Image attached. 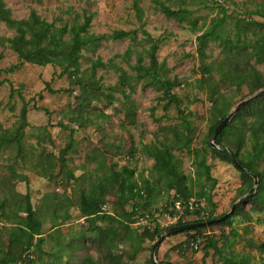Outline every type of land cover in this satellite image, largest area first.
<instances>
[{
  "label": "rangeland",
  "instance_id": "obj_1",
  "mask_svg": "<svg viewBox=\"0 0 264 264\" xmlns=\"http://www.w3.org/2000/svg\"><path fill=\"white\" fill-rule=\"evenodd\" d=\"M3 1L16 19L26 18L34 10L60 27L81 22L84 14H91L90 33L109 35L120 29L136 33L135 39L106 38L95 50H82L75 74L71 70L63 72L54 64L27 62L9 71L18 59L7 42L0 43V81H7L0 84V201H10L14 192L28 191L33 215L42 219V236L46 239L40 245L41 253L33 248L23 251L26 260L16 264H104L105 250L96 242L97 235L88 229L89 221L79 213V196L102 181L105 196L101 210L114 216L131 211L132 200L121 205L117 182L110 178L125 165L134 170L132 180L138 186L143 187L144 181H148L153 188L149 205H145L146 191L140 198L142 208L149 210L152 218L150 225H176L165 215L170 207L166 200V177L153 168L155 160L146 154V146L168 147L187 183H192L194 194L211 184L204 175L203 164L208 167L215 186L209 193L210 202L204 199L213 216L228 212L234 202L249 192L253 181L250 187L244 184L241 171L233 162L221 160L213 153L209 129L218 119L219 106L228 104L231 111L257 90L251 92L245 84L227 86L220 78L219 67L233 66L234 58L225 57L218 41L207 42L205 59L198 56L196 47L197 36L216 18H224L219 29L222 35L230 37L237 31L238 19L264 22V17L251 13L262 11L264 0H159L171 8L189 10L182 21L166 17L155 8L153 0ZM135 1L141 7V20L133 8ZM254 29L257 26L250 24L248 38L255 39ZM144 31L157 45L160 79H176L170 94L164 93L160 81L142 86L148 77H139L136 65L139 58L144 66L149 65L147 49L151 44ZM14 33V29L0 22V37ZM98 59L101 65L96 64ZM205 63L212 65L211 78L202 75ZM237 64L244 68L253 66L264 74V64L253 58L245 61L241 56ZM202 76L206 80L201 82ZM213 84L218 93H210ZM12 88L18 91L12 92ZM24 104L27 122L21 131L20 147L3 138L13 135L20 126ZM174 129L190 137L188 146L176 139ZM222 143L234 151L228 142ZM63 149L65 167L60 161ZM263 165L264 160L259 162L258 169ZM250 197L251 194L237 205L239 211L227 217V223L216 222L199 233L181 231L164 237L156 260L163 264H202V247L208 235L217 241L224 255L235 258L246 254L250 264H263L264 254L253 244L264 240V209H254ZM69 204L70 217L62 221L57 215H62ZM5 209L10 213V206ZM196 217L185 214L180 219L189 222ZM56 220L58 225L52 228ZM136 222H128L135 233L130 235L131 240L118 242L117 253L123 254L125 264H152L151 249L157 237H150L153 229H147L149 234L143 236L144 229ZM9 226L0 218V251L7 246L4 228ZM118 233L122 235L123 229L119 228ZM194 235L201 238L197 248L190 245ZM53 251L54 254L47 255ZM204 264L228 263L210 249Z\"/></svg>",
  "mask_w": 264,
  "mask_h": 264
},
{
  "label": "trees",
  "instance_id": "obj_2",
  "mask_svg": "<svg viewBox=\"0 0 264 264\" xmlns=\"http://www.w3.org/2000/svg\"><path fill=\"white\" fill-rule=\"evenodd\" d=\"M153 2L155 8L160 10L166 17L177 21L184 20L185 15L189 12V10L184 7H178L177 9L171 8L169 5H166L159 0H153ZM262 6V11L255 10L251 11V13L264 17V5ZM133 8L138 20H141V7L136 1L133 3ZM91 19V14H84L81 22L75 23L71 26L64 24L60 27H56L53 22H48L41 18L34 10H32L26 18L16 19L12 18L10 9L5 6L3 0H0V22H3L15 31L11 37H0V43L7 42L8 46L16 53L18 59V63L11 65L9 71L17 69L20 64L27 62L35 65L54 64L59 66L63 72L71 70L70 72L75 74L78 69V60L81 56L82 50L93 51L101 43V40L106 38L121 39L129 37L135 39L136 37L134 30L120 29L113 31V33L109 35L90 33L89 27ZM223 22V17L216 18L212 21L208 29L197 36L198 44L196 48L198 56L201 59H205L207 54L205 53L204 48L207 42L218 41L219 44L222 45V51L225 54V57L234 58V61L232 62L233 66L221 65L218 69L220 78L225 83H228L227 86L235 85L240 87L245 84L251 92L264 87V74L260 73L253 66L244 68L239 67L237 64V60L241 56H244L245 61L253 58L256 63L264 64V22H257L253 19L250 21L238 19L236 22L237 31L233 37L222 35L219 28ZM250 24H254L258 28L253 30V34L256 36L255 39L248 38L246 35ZM144 33H146V31H144ZM65 35H68L67 39L65 38ZM146 40L151 41V44L147 49L149 65L144 66V64L141 63V58L138 59L136 65L138 76L141 78L148 77V79L142 83V86L146 87L151 85L153 80L157 82L160 81L164 93L170 94L171 89L176 85V79H165L163 81L160 79L161 76L157 70L155 56L157 45L152 41V37L148 34ZM247 47H250V49H247ZM96 64L101 65L100 59L97 60ZM212 72V65L205 63L203 65L202 75L204 77L209 75V78H211ZM203 76L200 80L201 82L206 80ZM120 79L124 80L123 75L120 76ZM3 82L7 81L1 80L0 84ZM11 91H18V89L12 88ZM218 92L219 90L216 89L215 84H213L210 88V93L213 94ZM171 97L174 98L173 96ZM229 108L230 105L228 104L221 105L217 108L218 119L214 121L209 129L210 134L228 114ZM20 118L21 124L16 129L15 133L11 136H4L3 140L6 142L15 141L20 147H22L20 135L27 122L25 104L21 108ZM182 118L183 121L186 122V128L189 129V121L185 119V115ZM173 133L178 141H183L182 144L188 146L191 140L188 135H185L183 131L179 132L177 129H174ZM224 141L228 142L230 147L234 148V151L227 148V146L222 143ZM214 142L220 149H212V151L220 157L221 160L232 162L229 155L226 153L230 152L246 170L257 176L258 185L251 190L252 193L249 199L252 201L254 209L263 210L264 165L261 170L258 169V165L260 161L264 160V93L238 108L232 119L219 131ZM247 144L249 147H247ZM144 150L147 155L154 158L155 163L153 168L159 174H163L166 177V192L168 196L166 200L168 203H171L170 191H175L183 199H188L189 197L206 198L210 202L209 193L215 186V179L209 174L206 165L203 164V172L206 179L211 181V184L207 189L201 188L196 194H194L192 183H187L186 175L178 169V164L174 162L173 154L168 147L158 148L156 146H146ZM64 153L65 149L61 151L60 161L62 166L65 167ZM127 157L130 158L129 155ZM67 172L69 177L73 178V174L70 171ZM43 174L45 176L48 175L45 172ZM133 175L134 170L125 165L120 171L113 172L110 177L117 182V191L119 193L118 202L121 205H124L127 201L132 200V209L125 214L114 216L109 212L101 210V204L103 203L105 196L103 188L104 183L102 181H100L92 191L81 193L79 196V213L89 221L88 229L97 235L96 242L105 250L104 264H125L123 254L117 253L118 242L131 240L130 235L135 233V230L129 229L128 222H134L139 213L146 212L140 204V198L142 197L140 191H146L145 205L150 204V199L153 193L151 184L148 181H144L143 187L138 186L137 183L132 180ZM241 175L244 184L250 187L253 181L252 176L244 171H241ZM7 206L11 207L10 213L6 212L5 207ZM69 207L70 204L67 205L65 212L62 215H57L62 221L70 217L68 213ZM239 209V206L236 207L233 214H236ZM0 210V218L11 224V226L4 228V232L8 237V243L5 249H1L0 251V264H16L18 262H23L26 260L25 256H22L23 251L31 248H33L36 253H41L40 245L46 240L42 236L43 222L41 218L33 215L34 211L28 191L25 193L14 192L10 196V201H7V198L1 200ZM147 212H149V210ZM185 214L197 216L193 221H189L194 222L216 219L225 213L213 216L206 204L204 209H194L192 211L186 210ZM228 221L229 218H226L219 223H227ZM189 222L178 219L175 224L182 225ZM57 225L58 221L56 220L53 222L52 228ZM212 225L213 224H208L184 231H196L199 233L202 229ZM119 228L123 229L122 235L118 233ZM166 228L167 227L160 228L159 226H156L151 232L152 234H150V237L154 240V238L163 233ZM148 232L150 231L144 229L143 236L149 234ZM198 236L200 235H194L193 237L195 238L192 240L198 238L199 246L201 238ZM232 243L233 241L230 242V245H232ZM253 246L260 253L264 254V240L260 243H254ZM210 249H212L214 253L219 254V256L228 264H250L246 254H238L235 258L224 255V250L217 246V241L208 235H206L205 243L202 247V264H204L205 258L209 255ZM58 250L59 249L55 251ZM55 251L48 252L47 255L54 254ZM39 259L41 260L42 258Z\"/></svg>",
  "mask_w": 264,
  "mask_h": 264
},
{
  "label": "water",
  "instance_id": "obj_3",
  "mask_svg": "<svg viewBox=\"0 0 264 264\" xmlns=\"http://www.w3.org/2000/svg\"><path fill=\"white\" fill-rule=\"evenodd\" d=\"M264 93V87L258 89L257 91H255L252 95H250L249 97L241 100L240 102H238L231 111L228 112V114L220 121V123L215 127V129L213 130V132L210 135V139H209V143L211 144V146L215 149H220L218 145L215 144L214 140L215 137L217 136V134L219 133V131L232 119V117L234 116L235 112L238 110V108H240L242 105H244L246 102L252 100L253 98L259 96L260 94ZM231 161L233 162V164L240 170V171H244L246 173H248L249 175L252 176L253 178V185L251 187V189L249 190L248 193H246L245 195H243L241 198H239L236 202L233 203V205L231 206L230 210L228 212H226L225 214H223L222 216L216 218V219H212V220H208V221H194V222H189V223H185L182 225H173L170 227H167L163 233H161L157 239L154 241L153 245H152V249H151V260H152V264H163L160 263L156 260V251L157 248L161 242V240L170 235V234H174L177 232H181L184 230H189L195 227H200V226H204V225H208V224H214L216 222H220L224 219H226L227 217H229L235 210V208L237 207V205H239L241 203V201L246 198L247 196H249L252 193V189L256 188L258 185V180H257V176L251 172H249L248 170H246L239 162L238 160L233 156L232 153L230 152H226Z\"/></svg>",
  "mask_w": 264,
  "mask_h": 264
},
{
  "label": "built area",
  "instance_id": "obj_4",
  "mask_svg": "<svg viewBox=\"0 0 264 264\" xmlns=\"http://www.w3.org/2000/svg\"><path fill=\"white\" fill-rule=\"evenodd\" d=\"M141 195H144L143 191H140ZM170 200L171 203H168L170 205L169 210L165 212V215L169 219L170 223L177 222L178 219L181 218L182 215H185L186 210L192 211L194 209H204L205 207V199L204 198H196V197H189L188 199H183L178 193L175 191H170ZM206 213V212H204ZM152 218H150L149 213H139L136 216V223L137 226H142V229H154L156 226H159L160 228L164 227L161 222H156L153 225H150L149 221H151ZM198 238L195 240H192L190 242V245L193 248L198 247Z\"/></svg>",
  "mask_w": 264,
  "mask_h": 264
}]
</instances>
